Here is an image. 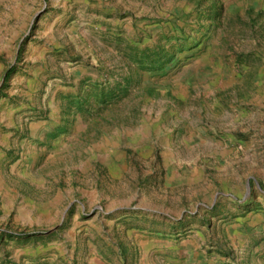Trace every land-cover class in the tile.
<instances>
[{
	"label": "rangeland",
	"instance_id": "1",
	"mask_svg": "<svg viewBox=\"0 0 264 264\" xmlns=\"http://www.w3.org/2000/svg\"><path fill=\"white\" fill-rule=\"evenodd\" d=\"M0 264H264V0H0Z\"/></svg>",
	"mask_w": 264,
	"mask_h": 264
},
{
	"label": "trees",
	"instance_id": "2",
	"mask_svg": "<svg viewBox=\"0 0 264 264\" xmlns=\"http://www.w3.org/2000/svg\"><path fill=\"white\" fill-rule=\"evenodd\" d=\"M213 12H211V14H212Z\"/></svg>",
	"mask_w": 264,
	"mask_h": 264
}]
</instances>
